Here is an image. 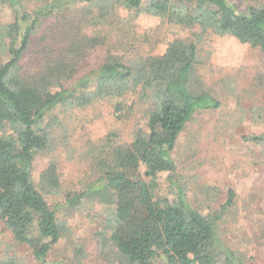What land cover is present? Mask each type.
<instances>
[{
  "label": "trees",
  "instance_id": "trees-1",
  "mask_svg": "<svg viewBox=\"0 0 264 264\" xmlns=\"http://www.w3.org/2000/svg\"><path fill=\"white\" fill-rule=\"evenodd\" d=\"M143 1L40 0L29 10L26 0H0L14 14L0 25V56L6 58H0V221L38 264L48 263L62 238L60 207L48 200L60 186L55 162L42 174L49 192L32 177L36 156L53 141V122L46 118L62 107L85 108L130 93L150 103L147 130L138 128L131 143L103 149L95 179L66 194L67 205L75 209L87 199L115 208L101 234L103 246L116 250L114 264H243L220 238L221 213L206 215L187 201L172 177V155L196 115L222 107L197 82L204 42L230 36L264 51L263 0H236L256 2L245 8L228 0H149V14L192 34L169 43L163 55L138 54L126 64L115 47L134 53L138 39L119 24L118 12L139 11ZM99 51L104 63L81 77ZM248 140L264 145V135ZM163 173L176 189L175 201L161 195ZM0 264L26 263L6 256Z\"/></svg>",
  "mask_w": 264,
  "mask_h": 264
},
{
  "label": "rangeland",
  "instance_id": "rangeland-1",
  "mask_svg": "<svg viewBox=\"0 0 264 264\" xmlns=\"http://www.w3.org/2000/svg\"><path fill=\"white\" fill-rule=\"evenodd\" d=\"M39 1L26 0L29 10ZM228 1L242 8L256 5ZM148 6L149 0H144L139 11L118 12L119 24L138 39L134 53L115 47L119 49L115 55L126 64L136 60L138 54L163 55L169 43L186 40L192 34L188 28L149 14ZM13 20V12L0 6V25ZM115 32L111 31L112 35ZM203 48L195 76L201 89L217 96L222 107L196 115L187 124L172 155L177 166L172 177L191 206L206 215L221 213L220 238L243 264H264V145L248 140L264 135V51L230 36L216 35H210ZM94 58L81 77L99 68L105 53L99 51ZM149 104L139 93H130L120 100L98 99L85 108L62 107L46 118V123L53 122V141L47 151L36 156L32 177L39 188L49 192L50 188L42 185V174L55 162L60 186L48 200L52 207H60L58 221L62 228V238L47 264L117 261L113 245L103 246L101 236L107 212L115 208L86 199L72 209L66 194L82 191L95 179L93 166L105 157L103 149L131 143L138 128L147 130ZM168 177V173L161 175V195L175 201L176 189ZM231 193L234 196L229 205ZM6 256L38 264L29 248L15 243L0 221V258Z\"/></svg>",
  "mask_w": 264,
  "mask_h": 264
}]
</instances>
